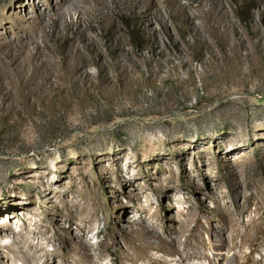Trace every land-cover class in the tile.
I'll return each mask as SVG.
<instances>
[{"label": "rangeland", "instance_id": "1", "mask_svg": "<svg viewBox=\"0 0 264 264\" xmlns=\"http://www.w3.org/2000/svg\"><path fill=\"white\" fill-rule=\"evenodd\" d=\"M88 3L93 6L92 1ZM198 3L202 4L200 15L195 9ZM107 6L106 15L96 10L82 15L77 7L63 5V0H0V183L5 186L8 175L23 167L48 168L46 181L52 186L59 180L69 182L97 208V222L88 238L92 246L105 239L100 235L91 240L96 231L109 226L117 243L109 252L117 254L127 252L131 243L143 242L149 226H156V235L167 243L175 241L180 237L179 218H183L180 209L192 205L214 209L216 203L209 194V187L216 190L214 181L230 202L224 176L231 166L208 145L213 166L204 180L197 158L196 164L181 162L168 144L159 150L155 147L153 155H161L156 160H164L160 167L172 168L167 186L183 202L165 195L161 175L162 181L153 179L150 184L145 222H135L136 198L110 172L108 163L100 166L87 156L93 146L123 150L131 145L140 151L138 135L157 139L158 128L165 131L158 134L160 138L172 129L173 136L192 141L221 134L242 146V155L246 150L250 180L264 186V132L249 133L253 125L264 124V0H152L142 6L125 0L121 7L107 0ZM249 113L254 114L253 120ZM232 146L228 144V149ZM127 152L123 177L132 178L136 170L145 174L146 166L132 159L134 152ZM236 158L232 154L228 161L234 163ZM195 181L204 194L198 192ZM8 184L34 197L28 204L52 244L38 232L34 243L40 240L48 252L80 263L76 242L66 232L61 203L37 195L31 186ZM251 192L256 189L244 194ZM240 207L247 209L244 222L255 216V205L243 197ZM127 208L130 218L123 213ZM18 212V217L4 219L15 228L1 239L0 253L9 264H28L17 253L18 247L5 246L19 229L27 241L32 237L34 222L24 230L19 221L22 212ZM160 221L176 229L165 234ZM217 224L214 221L212 228ZM192 240L210 257L221 258L225 253L214 250L213 245L222 239L211 237L205 219ZM184 241L180 237L179 243ZM181 250L188 251L183 246ZM105 251L99 263L114 264ZM244 253L264 264V244L255 253L246 247ZM179 259L167 257L171 264H179ZM184 263L201 264L189 258Z\"/></svg>", "mask_w": 264, "mask_h": 264}, {"label": "bare ground", "instance_id": "2", "mask_svg": "<svg viewBox=\"0 0 264 264\" xmlns=\"http://www.w3.org/2000/svg\"><path fill=\"white\" fill-rule=\"evenodd\" d=\"M88 1L93 2V6H90ZM109 1V0H108ZM125 0H110V2L116 6L121 7V3ZM138 6H142L144 3H149L152 0H131ZM63 5H71V7H77L79 12L84 15L88 11H99L103 15L109 12L107 6V0H63ZM88 6V7H86ZM201 3H198L195 7L197 13L200 15ZM65 7V6H64ZM61 12V11H60ZM253 113V112H252ZM250 113L248 114V116ZM254 116V114H253ZM253 116L250 115L251 120ZM158 130H160L158 128ZM157 130V131H158ZM175 129L164 133L165 137L158 135L165 131L160 130L155 132L157 139L148 138L142 133L138 135L141 139L142 149L138 151L134 146H128L127 149H114L109 150L107 146L99 145L89 148L87 156L100 166H105L108 163V169L113 173L120 181L122 186L129 192L131 198H136L137 205L135 206L139 212L138 218L133 221L145 222L147 214V206L144 202H148V191L153 179L162 181L161 175H164V181L160 185V188L165 190V195L171 197L173 201H181L180 197L176 198V194L167 186V181L172 178V168L168 165L167 169H162L159 163H164V160L159 155H153L155 147L159 150L160 146L165 144L169 145V150L172 154H175L181 162L190 160L193 164H196V159L203 166V169L199 171L202 179L206 180L208 175L212 171L213 163L210 159V154L207 151V146L212 144L216 148L218 157L225 163L231 166L230 171L224 178L227 181L228 196L230 202L226 199V196L221 192V186L218 181L215 182L216 190H212L209 187V194L214 199V209L210 210L206 206L195 207L190 206L189 209L179 210L183 218H179L177 229L180 237L184 236V243H179L180 237H176L175 241L167 243L158 235V228L156 226L147 227V234L145 240L139 244L131 243L127 252H121L118 250L117 254L110 253V246H115L116 233L106 226L102 230H97L94 237L91 240H95L100 235H104L105 239L96 242V248L92 246L88 241L89 234L95 228L97 222L96 213L97 208L91 200H86L83 197L82 192L71 183L59 180L55 186H52L47 180L49 175V169H34L23 167L20 170L12 172L8 175L9 179L5 183V186L0 183V187L4 191H0V241L8 236V232H14V224L6 222L5 217L15 216L18 217V210L22 212L19 217V221L22 223L24 230L30 227V221H33L34 228L30 232L32 237L30 239L25 238L23 230H17L12 236V242L9 245H5L8 248L12 246L18 247L17 253L21 254L28 264H88L89 262H95L100 264L103 257L102 250L105 249L109 256L113 257L114 264H171L167 257L177 255L179 256L180 263H184V258L196 259L201 264H257L260 261L252 259L249 255L244 253V249L249 247L251 252H256L259 249V245L264 244V231L262 224H264V190L263 187H258L250 180L251 179V165L249 156L244 149V154H241L243 147L232 141L225 135H218L216 137L209 136L206 139H202L199 136L192 140H185L173 136ZM153 131V130H152ZM258 132H264V124L260 126L253 125L250 127V134H258ZM151 134V133H150ZM154 136V135H153ZM152 137V136H151ZM156 137V136H155ZM239 137H243V133L239 134ZM138 142V141H137ZM228 144H232V148L228 149ZM129 145V144H128ZM136 146V145H135ZM140 148V147H139ZM134 152L132 159L136 158L141 166H146L147 172L144 174L141 171H135L132 178H124V167L126 164V155H129L127 151ZM156 153V152H155ZM232 154L237 155L234 163L228 161V157ZM153 155V156H152ZM145 158L146 163L142 158ZM153 157L154 160H151ZM155 168V169H154ZM264 176V175H263ZM242 179H244L242 183ZM192 181V178H191ZM8 183L16 184L22 183L27 186H31L32 190L39 196L44 195L49 201H59L61 203V216L67 226L66 232L71 235V238L75 240V248L80 251L82 257L81 262L69 261L63 255H59L57 252H48L45 245L38 240L35 244L36 232L40 233L43 240L49 244H52V240L48 238L47 232L42 229V224L36 218V214L33 211L32 206L28 204V200L34 201V197L29 194H23L21 191L16 190L14 186L8 187ZM194 183V181H193ZM195 186L200 194H204L203 188L200 187L198 182L195 181ZM9 189H5V188ZM256 189V192H251L249 195H245V190ZM5 197V199H2ZM242 197L247 203L255 205V216L248 222H244L242 217L247 213V209L240 207V200ZM142 198L145 200L143 201ZM191 211V212H190ZM194 211V212H192ZM127 213V217L130 218L129 208L123 211ZM132 218V217H131ZM205 219L209 226V232L211 237H220L219 245H213L214 250L225 251L221 258L219 255L210 257L206 255L205 250L198 245L193 244V238L196 231L202 228V220ZM193 221L194 225L191 226L190 222ZM217 222L216 228H212V223ZM20 223V224H21ZM160 227L164 228L165 234H170L174 230L173 224H167L160 221ZM75 227V230L72 231ZM176 229V228H175ZM28 231V230H27ZM58 232V230L56 231ZM27 234V233H26ZM157 240V242H156ZM26 243L28 247L21 246L22 243ZM65 245V242L63 243ZM183 250L188 249L187 253H182ZM1 247V246H0ZM63 250V246L61 248ZM152 251H156L158 255H154ZM181 251V254H180ZM233 252L232 255L229 253ZM18 258H20L18 256ZM264 258V256L262 257ZM0 264H9L7 260H4L0 253Z\"/></svg>", "mask_w": 264, "mask_h": 264}, {"label": "trees", "instance_id": "3", "mask_svg": "<svg viewBox=\"0 0 264 264\" xmlns=\"http://www.w3.org/2000/svg\"><path fill=\"white\" fill-rule=\"evenodd\" d=\"M243 16H244V15H242V19H244V18H243ZM126 26L128 27L129 25H128V24H126Z\"/></svg>", "mask_w": 264, "mask_h": 264}]
</instances>
